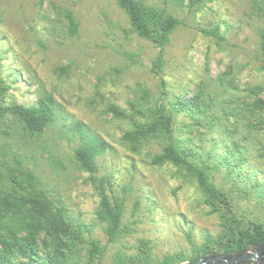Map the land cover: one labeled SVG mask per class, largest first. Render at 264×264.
I'll return each mask as SVG.
<instances>
[{
    "label": "rangeland",
    "instance_id": "374dc122",
    "mask_svg": "<svg viewBox=\"0 0 264 264\" xmlns=\"http://www.w3.org/2000/svg\"><path fill=\"white\" fill-rule=\"evenodd\" d=\"M176 1L170 8L181 23L171 34L161 73L156 75L152 61L159 48L131 30L115 0H43L47 10L54 2L74 12L79 33L73 36L65 28L51 27L52 21L41 16L39 0H0V76L9 86L6 103L15 98L29 105L46 95L55 103V120L40 135L27 133L10 115L0 116L1 173L14 166V154L20 156L56 204L87 228L86 236L105 247L102 264H143L138 249L142 239L150 241L155 258L181 251L189 254L188 232L193 243L199 244L205 235L216 236L221 230L218 216L209 212L195 182L177 176L169 164L151 165L147 153L158 151L156 144L132 152L121 138L128 123L115 118L107 106L115 103L128 108L138 86L149 89L152 100L162 97L160 78L169 97L190 96L199 84L214 85L219 75L224 76L216 88L220 101L246 96L252 89L264 93L260 68L264 20L251 0H201L196 11L187 6L188 0ZM215 25L220 26L221 39L203 32ZM60 67H67V72L58 71ZM12 69L21 76L10 74ZM80 131L104 143L96 159L98 174L112 195L125 198L127 233L120 240L107 241L96 218L98 195L86 182L88 172L75 162ZM245 133L247 128L241 127L240 135ZM252 135L260 145L264 128ZM247 147L243 173L253 169L251 181L264 182V160L258 159V147L251 142ZM226 171L222 168L214 178L230 191L237 211L264 221V197L254 189L243 193L241 189L249 185L241 179L238 188L232 187Z\"/></svg>",
    "mask_w": 264,
    "mask_h": 264
},
{
    "label": "trees",
    "instance_id": "16d2710c",
    "mask_svg": "<svg viewBox=\"0 0 264 264\" xmlns=\"http://www.w3.org/2000/svg\"><path fill=\"white\" fill-rule=\"evenodd\" d=\"M115 1L126 14L131 30L159 48L152 61V70L159 75L165 62V48L181 23L170 8L176 0H162L160 4L151 0ZM200 2L188 0L187 6L196 11ZM43 3L39 0L38 9L43 18L52 21V28H65L70 36L79 33V23L70 8L50 2L47 10ZM178 3L184 4L182 0ZM251 4L264 20V0H251ZM203 32L222 38L219 25L203 29ZM260 37L264 55V32ZM260 68L264 71V60ZM57 70L66 73L68 69L60 67ZM9 72L16 78L21 76L18 70ZM218 77L214 85H197L190 96L170 97L164 88V79L160 78L162 97L152 100L150 90L138 86L128 101V108L115 103L107 106V111L115 118L128 123L121 136L122 142L135 153L152 144L158 145V151L147 153L149 163L153 166L169 164L175 168L177 176L193 180L209 212L216 214L221 224L216 236L207 234L199 244L193 243L188 232L189 254L181 251L155 258L150 241L142 239L138 249L143 264L194 263L210 253H235L264 244V221L238 212L230 191L224 190L214 178V174L224 168L227 170L224 176L232 180V187L238 188L241 179L249 185L241 189L243 193L250 194L254 189L264 197V182L250 179L255 171L243 173L248 163L245 151L249 142L258 147V159L264 160V141L257 145L252 135L264 128V93L252 89L246 96H236L227 103L220 101L216 88L222 85L224 76ZM8 90L9 86L0 76V101L5 102L0 104L1 117L10 115L27 133L37 135L54 122L52 96L46 95L29 105L18 103L15 98L6 103ZM241 127L247 128V135H240ZM77 128L82 130L78 125ZM103 147L104 143L96 136L81 132V142L75 148L74 157L80 169L88 172L86 182L98 195L97 221L103 225L107 241L114 242L127 233L123 225L125 198L112 195L108 183L98 174L96 159ZM13 161L14 166L5 168L4 175L0 170V264H102L105 247L99 240L86 236L87 228L74 222L67 210L56 204L40 178L25 167L20 156L14 154ZM119 258L125 263L121 254Z\"/></svg>",
    "mask_w": 264,
    "mask_h": 264
},
{
    "label": "water",
    "instance_id": "95a60500",
    "mask_svg": "<svg viewBox=\"0 0 264 264\" xmlns=\"http://www.w3.org/2000/svg\"><path fill=\"white\" fill-rule=\"evenodd\" d=\"M181 264H264V244L235 253L214 252L202 256L194 263Z\"/></svg>",
    "mask_w": 264,
    "mask_h": 264
}]
</instances>
